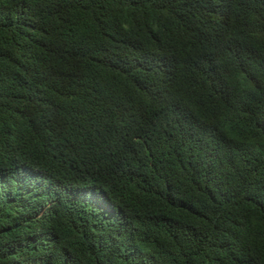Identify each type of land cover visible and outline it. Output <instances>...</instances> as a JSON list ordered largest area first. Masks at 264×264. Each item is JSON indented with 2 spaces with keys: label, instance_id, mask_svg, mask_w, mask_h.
I'll return each instance as SVG.
<instances>
[{
  "label": "trees",
  "instance_id": "16d2710c",
  "mask_svg": "<svg viewBox=\"0 0 264 264\" xmlns=\"http://www.w3.org/2000/svg\"><path fill=\"white\" fill-rule=\"evenodd\" d=\"M0 264H264V0H0Z\"/></svg>",
  "mask_w": 264,
  "mask_h": 264
}]
</instances>
